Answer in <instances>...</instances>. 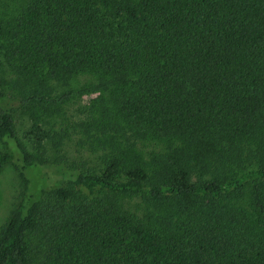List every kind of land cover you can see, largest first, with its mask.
<instances>
[{
	"label": "trees",
	"instance_id": "trees-1",
	"mask_svg": "<svg viewBox=\"0 0 264 264\" xmlns=\"http://www.w3.org/2000/svg\"><path fill=\"white\" fill-rule=\"evenodd\" d=\"M0 143L24 188L73 172L11 211L0 264H264V0H0Z\"/></svg>",
	"mask_w": 264,
	"mask_h": 264
},
{
	"label": "rangeland",
	"instance_id": "rangeland-1",
	"mask_svg": "<svg viewBox=\"0 0 264 264\" xmlns=\"http://www.w3.org/2000/svg\"><path fill=\"white\" fill-rule=\"evenodd\" d=\"M92 97V95L84 96L82 100L65 106L66 115L69 118L76 115L80 107L86 108L89 105ZM71 120L73 118H70ZM30 126L31 121L25 112L17 114L19 137L27 146L31 138L27 135ZM55 129L59 131L58 125L55 126ZM10 149L14 151V147L10 146ZM3 150L4 146L0 143V151ZM62 150L66 153L69 161L93 159L88 145L80 144L79 136L70 131L62 142ZM19 172L27 181L25 188L19 173L12 166H6L0 172V228L7 222L11 211L18 203H23V209H26L39 200L42 191L65 184L73 173L55 166H30Z\"/></svg>",
	"mask_w": 264,
	"mask_h": 264
}]
</instances>
